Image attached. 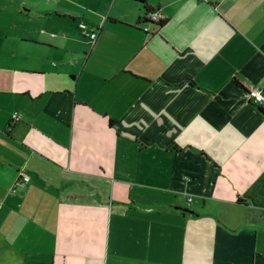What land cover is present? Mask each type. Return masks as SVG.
<instances>
[{"label": "crops", "instance_id": "0c3cea01", "mask_svg": "<svg viewBox=\"0 0 264 264\" xmlns=\"http://www.w3.org/2000/svg\"><path fill=\"white\" fill-rule=\"evenodd\" d=\"M145 2L0 0V264H264V0Z\"/></svg>", "mask_w": 264, "mask_h": 264}, {"label": "built area", "instance_id": "2783aa9c", "mask_svg": "<svg viewBox=\"0 0 264 264\" xmlns=\"http://www.w3.org/2000/svg\"><path fill=\"white\" fill-rule=\"evenodd\" d=\"M145 18L147 20H149L150 22H153V23H159L163 19H165L164 15L158 10H156L155 12L148 13L145 16ZM81 28H86V26L81 25ZM145 30L148 31V28H145ZM98 33H99L98 29H91L90 32L87 33V36H89V38L92 41H95L98 37ZM248 98L254 104L262 105L264 103V89H262L260 87L250 88L248 90ZM19 119H20V117L18 114L13 115V120L17 121ZM29 180H30V178L27 175H25V173L23 171L18 172V175H17V184L18 185L26 186V184L29 182ZM189 201H192V198H189Z\"/></svg>", "mask_w": 264, "mask_h": 264}, {"label": "trees", "instance_id": "16d2710c", "mask_svg": "<svg viewBox=\"0 0 264 264\" xmlns=\"http://www.w3.org/2000/svg\"><path fill=\"white\" fill-rule=\"evenodd\" d=\"M136 1H139V2H141V3H146L145 2V0H136ZM147 10H146V14H145V16L148 14V13H150V12H155L156 10H154V9H149V8H146ZM145 16L143 17V18H141V20H140V22H139V25H141V24H146V23H153V22H150L149 20H147L146 18H145ZM164 22H165V19H163L161 22H159V23H157V24H159L160 26H162L163 24H164ZM263 112H264V110H263ZM114 120H111L110 121V124L111 125H114Z\"/></svg>", "mask_w": 264, "mask_h": 264}]
</instances>
